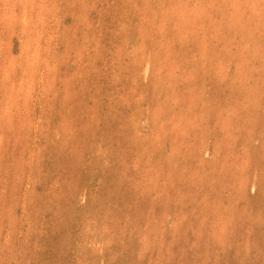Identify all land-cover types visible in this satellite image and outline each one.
<instances>
[{"label":"rangeland","instance_id":"rangeland-1","mask_svg":"<svg viewBox=\"0 0 264 264\" xmlns=\"http://www.w3.org/2000/svg\"><path fill=\"white\" fill-rule=\"evenodd\" d=\"M0 264H264V0H0Z\"/></svg>","mask_w":264,"mask_h":264}]
</instances>
